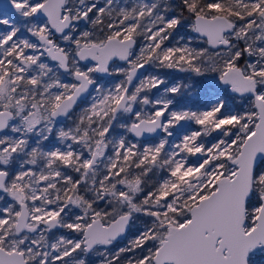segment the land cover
<instances>
[{
	"label": "snow or ice",
	"instance_id": "6c2138e0",
	"mask_svg": "<svg viewBox=\"0 0 264 264\" xmlns=\"http://www.w3.org/2000/svg\"><path fill=\"white\" fill-rule=\"evenodd\" d=\"M0 26V264H264V0H7Z\"/></svg>",
	"mask_w": 264,
	"mask_h": 264
},
{
	"label": "rangeland",
	"instance_id": "374dc122",
	"mask_svg": "<svg viewBox=\"0 0 264 264\" xmlns=\"http://www.w3.org/2000/svg\"><path fill=\"white\" fill-rule=\"evenodd\" d=\"M3 27H4V26H0V30H3ZM179 74H180V73H178V72H175V73H174L175 78H176L177 80H179V79H181V78L183 77V76H181V78H180V77H179ZM229 102H230L231 104H237V103H239V101L236 100V99L230 100ZM58 232L63 233V232H67V230L60 229V230H58ZM126 242H127L126 240L121 241L120 244H118L117 246H122V245H123L124 243H126ZM91 259H92V261H93V264H95V258L92 257Z\"/></svg>",
	"mask_w": 264,
	"mask_h": 264
},
{
	"label": "water",
	"instance_id": "95a60500",
	"mask_svg": "<svg viewBox=\"0 0 264 264\" xmlns=\"http://www.w3.org/2000/svg\"><path fill=\"white\" fill-rule=\"evenodd\" d=\"M7 3V0H0V5Z\"/></svg>",
	"mask_w": 264,
	"mask_h": 264
},
{
	"label": "flooded vegetation",
	"instance_id": "af4514ba",
	"mask_svg": "<svg viewBox=\"0 0 264 264\" xmlns=\"http://www.w3.org/2000/svg\"><path fill=\"white\" fill-rule=\"evenodd\" d=\"M184 75H185V74H183V73H180V74H179V77L181 78V76H184Z\"/></svg>",
	"mask_w": 264,
	"mask_h": 264
}]
</instances>
